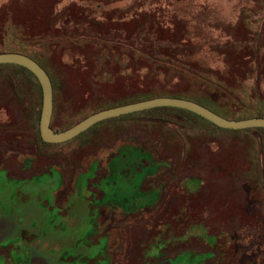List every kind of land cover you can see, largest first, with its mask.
Listing matches in <instances>:
<instances>
[{"label": "rangeland", "instance_id": "374dc122", "mask_svg": "<svg viewBox=\"0 0 264 264\" xmlns=\"http://www.w3.org/2000/svg\"><path fill=\"white\" fill-rule=\"evenodd\" d=\"M10 50L48 71L56 131L152 90L264 115V0H0ZM19 67L0 65V264H264V131L144 110L47 144Z\"/></svg>", "mask_w": 264, "mask_h": 264}, {"label": "water", "instance_id": "95a60500", "mask_svg": "<svg viewBox=\"0 0 264 264\" xmlns=\"http://www.w3.org/2000/svg\"><path fill=\"white\" fill-rule=\"evenodd\" d=\"M16 65L29 71L38 81L41 89V109L38 131L41 140L47 144H60L72 140L95 124L107 119L148 109L171 107L182 109L200 116L214 126L224 130L264 129V117L248 119H227L194 101L175 97H155L127 105L111 107L89 115L74 126L55 131L50 127L53 112V89L46 71L27 55L7 52L0 53V65Z\"/></svg>", "mask_w": 264, "mask_h": 264}, {"label": "trees", "instance_id": "16d2710c", "mask_svg": "<svg viewBox=\"0 0 264 264\" xmlns=\"http://www.w3.org/2000/svg\"><path fill=\"white\" fill-rule=\"evenodd\" d=\"M10 52H17V53H21V54H24V55H27L29 56L30 58H32L34 61L37 62V59L32 57L31 55L29 54H26L24 53L23 51L21 50H10ZM45 71L46 73L48 74V71L45 69V67L40 64L39 62H37ZM21 68L22 70L28 72L26 69L22 68V67H19ZM29 73V72H28ZM30 74V73H29ZM49 76V74H48ZM50 78V77H49ZM51 81V80H50ZM195 84L201 86L208 94H217L220 92V87H219V83L218 82H213V81H210V80H205L204 78H201V79H198ZM132 95V94H131ZM155 97H175V98H183V99H188V100H191V101H194L196 103H199L200 105L210 109L211 111L215 112L216 114L222 116V117H225L227 119H243V118H235V117H231L229 114L223 112V111H220L219 109H217L215 106L207 103L205 101L202 102L201 100L195 98V97H190V96H182V95H177V94H159V93H156V91L153 92V90L149 93H141L140 95H132L130 97H127V98H123V100L119 101L118 103H115V104H111V105H108L106 107H103V108H100L99 110H96L95 112H93L92 114L98 112V111H101L103 109H107V108H111V107H116V106H121V105H127V104H131V103H136V102H139V101H144V100H148V99H152V98H155ZM145 111H166V112H177V113H180V114H186L187 116H191V117H196V118H200L202 120H204L203 118H201L200 116H197L193 113H190L188 111H185V110H182V109H176V108H171V107H163V108H155V109H148V110H145ZM91 115V114H90ZM130 115V114H128ZM89 116V115H88ZM86 116V117H88ZM84 117V118H86ZM252 117H264V115H256V116H252ZM251 117V118H252ZM83 118V119H84ZM52 119H53V116L51 118V123H52ZM82 119V120H83ZM245 119V118H244ZM205 122L209 123L208 121L204 120ZM50 123V127L56 131V129H54L52 127V124ZM211 124V123H209ZM212 126H214L213 124H211ZM216 127V126H215ZM217 128V127H216ZM260 131H264V129H259ZM226 131H230V130H226ZM150 209V208H148ZM169 251L166 252L165 250V255H164V258H169L170 256H166V253H168ZM177 256L174 255L173 257L171 258H175ZM164 260V259H162ZM166 260V259H165ZM157 264L160 262L156 261Z\"/></svg>", "mask_w": 264, "mask_h": 264}, {"label": "flooded vegetation", "instance_id": "af4514ba", "mask_svg": "<svg viewBox=\"0 0 264 264\" xmlns=\"http://www.w3.org/2000/svg\"><path fill=\"white\" fill-rule=\"evenodd\" d=\"M27 158H28V157H25L24 160L28 161ZM29 158H30V157H29ZM29 160H30V159H29ZM26 165H27L28 167L32 166V165L28 164V162H26ZM23 167H25V164H23ZM0 170L6 171L7 175H9L8 170H6V169H4V168H0ZM20 171H22V170L20 169ZM18 173H19V172H17L15 175H17ZM15 175H13V176H15ZM9 176H12V175H9ZM200 254H202V253H200ZM165 261H166L165 259H164V261L161 260V263L164 264ZM163 262H164V263H163Z\"/></svg>", "mask_w": 264, "mask_h": 264}, {"label": "crops", "instance_id": "0c3cea01", "mask_svg": "<svg viewBox=\"0 0 264 264\" xmlns=\"http://www.w3.org/2000/svg\"><path fill=\"white\" fill-rule=\"evenodd\" d=\"M146 210V209H145Z\"/></svg>", "mask_w": 264, "mask_h": 264}]
</instances>
